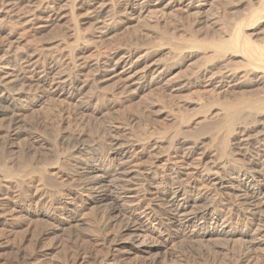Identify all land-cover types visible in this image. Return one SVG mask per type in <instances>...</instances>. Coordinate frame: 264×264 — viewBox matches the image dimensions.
I'll list each match as a JSON object with an SVG mask.
<instances>
[{
    "label": "rangeland",
    "instance_id": "1",
    "mask_svg": "<svg viewBox=\"0 0 264 264\" xmlns=\"http://www.w3.org/2000/svg\"><path fill=\"white\" fill-rule=\"evenodd\" d=\"M37 1L0 0V76L11 86V93L21 92L16 100L24 104L18 115L20 122L14 123L12 113L2 111L12 99L0 102V180L4 176L13 182L32 179L39 167H48L51 178L37 176L39 185L31 189L29 197L22 198L19 191H14L19 196L13 201L11 195L13 207L32 202L35 208L31 213H18L16 218L6 214L0 217V264H98L99 256L107 249L103 244L106 232L110 238L117 235L123 240L122 250L131 264H263L264 238L252 234L243 218L232 224L231 228L237 231L235 236L221 234L220 226L207 224L205 236L189 237L176 227L167 230L140 215L146 219L142 239L145 243L138 245L130 243L128 234H118L125 219L117 221L116 227L103 228L104 202H96L78 189L73 192L81 198L79 211L64 218L55 207L60 197L56 182L73 174L65 169L67 166H58L59 155L72 165L87 155L79 150L75 157H67L63 153L70 151L72 144L62 143L61 138L79 135L87 146L108 133L119 135L136 156L124 182L113 184L108 191L120 207L136 204L143 194L155 203L161 202L156 193L166 187L167 180L159 177L141 189L138 179L146 168L157 165L161 171L173 161L185 183L205 192L208 200L222 199L217 207H232L234 196L216 189L221 176L229 185L255 183L258 179L237 177L234 167L247 159L242 153L229 150L227 141L233 135L228 132L226 120L237 116L239 123L252 125L256 112L246 102L264 98V84L256 81L255 74L245 71L255 69L261 73L264 67L262 63L255 67L238 46L223 50L215 43L231 41L244 23L251 48H264V0H164L148 10L126 13L119 10L123 0H103L108 1L101 15L104 23L98 25L94 12L90 13L92 0ZM77 3L85 5L77 7ZM35 11L39 14L37 19ZM76 21L78 32L73 26ZM60 50L72 51L71 60L67 61L69 68L76 63L83 67L79 79L85 86L74 99L63 95L42 97L21 70L22 56L27 53L33 51L46 57L55 56ZM122 55H128L126 64L122 63L115 72L99 73L94 69L98 58L117 59ZM57 68L62 70L64 66ZM204 68L223 76L220 89L205 81L184 85ZM231 72L235 75L230 76ZM80 100L93 107L78 110L76 104ZM16 127L18 135H14ZM182 138L203 142L204 151L180 152L168 158L167 146ZM221 159H230L221 175L209 170L212 160ZM34 193L38 197L33 198ZM156 207L160 214L164 213L165 205ZM258 216L264 220V207ZM244 230L250 233L245 235ZM170 233L173 235L169 237ZM254 239L259 242L252 243Z\"/></svg>",
    "mask_w": 264,
    "mask_h": 264
},
{
    "label": "bare ground",
    "instance_id": "2",
    "mask_svg": "<svg viewBox=\"0 0 264 264\" xmlns=\"http://www.w3.org/2000/svg\"><path fill=\"white\" fill-rule=\"evenodd\" d=\"M39 1L40 0H38L37 2ZM163 1L164 0H123L121 1L122 3L120 2H116V3L118 4L120 3L119 10L122 11L121 13L124 12L126 13V12H136L137 10H142V11L148 10V8L151 7L152 5L155 6L160 5ZM106 2H103V0H92L90 2L91 4H89L93 8V10L90 13L94 12L97 25L101 24L102 21L104 23V20L101 19V15L102 12L106 10ZM113 4L112 6H114ZM82 5L85 4L81 3V5H79L77 3L76 6L81 7ZM33 15H34V19L35 18L37 19V17H39L37 11L33 12ZM71 16L73 18L75 17L73 11L71 12ZM64 17H67V15H65ZM73 26H75L77 31L79 26V21H76V23ZM243 27H244V23L240 25V28L238 29L234 38L231 41L222 40L215 43L216 46L223 50L233 48L234 46H238L241 49V51H243L246 55H248L249 61L251 63L254 64L262 63L263 64L262 66L264 67V48H257L256 50H253V48H251L250 40L249 41L247 40ZM76 35H74V37ZM10 49L12 50V48ZM61 50L60 53L55 56L42 57L40 54L35 53L33 51L32 53H27L25 56H22L23 58L22 67H21L22 73L24 74V77H27V79H29L30 82L34 83L33 85L36 86V88L38 89L37 91L40 93L42 97L63 95L68 98L74 99L81 94L82 89L85 86L84 82L79 79L80 78L79 74L82 72L83 67L76 65L77 64L76 63L69 68L70 62L67 61L68 59L71 60L72 49L70 50L71 55L70 53L67 52H61ZM74 57L75 55L73 54L72 58ZM127 57L128 55L127 56L122 55L117 59H115L114 56H107V57L103 56L97 59V61L95 62L94 69H96V71L99 73L115 72L122 63L126 64ZM75 61H73V63ZM59 66H64V69L58 70L57 67ZM255 67H260V66L256 64ZM211 71H208L206 70V68H204L194 77L188 79L187 82L184 83V85L192 86L195 85L196 83H200L201 81H205L206 83H208V85H213L216 88L220 89L223 86V82H224L223 76L217 75L219 73L218 71L216 74H215L216 71L215 72H211ZM245 72L247 74L248 73L253 75L255 74L256 81L261 85L264 84V71H262L261 73H256L257 70L248 69ZM233 74L234 73L231 72L229 75L233 76ZM3 77L4 76H0V102H5V101L7 102L10 99H12V101L10 102V104L4 107L2 106L3 107L2 111H5L6 113H12L13 122L19 123L20 120L18 118V115L19 112L22 110V108H24V104L18 103L16 99L21 95V92L11 93L10 92L11 86L3 80ZM246 104L249 105L256 112V115H254L253 112L254 120L250 119L251 122L252 121L254 122L252 123V125H249L251 123L246 121L239 123V117L237 116L228 118L226 120L228 124V132H232L233 136L232 138H230L229 142L227 141V144L229 150H231L233 153H242L243 157L247 159L246 162H243L241 160L242 162L238 163L240 165L234 167L237 173V177L250 178L252 181H255L256 179L258 180L257 182L255 183L252 182L250 184L229 185L228 183H226L224 176H221L220 181L217 182V185H215L217 186L216 189H219L221 191L222 189H224V191L226 190L225 193L229 194V196L230 194L231 196L232 195L234 196V197L232 196L233 199L230 201L232 207H217V203L222 199L219 198V200H217V198L212 197L211 200H208L206 199L205 192L199 191L200 189L197 190V187L195 188V186L185 183L184 179L181 177V171L178 167V164L175 161H173V164L164 166L163 170L161 171L158 170L157 165H153L152 167L146 168L145 172L143 173V177L138 179V181H140L141 189H144L147 184L153 182L154 179H157L159 177H162L164 180H167L165 181L167 184L166 187L165 188L163 187L164 188L163 190L160 191L158 190L156 193V197L161 202L159 203L156 202L157 203L156 204L155 202L152 201L153 199L152 200L147 199L146 198L147 195L143 194L142 198L139 199L137 198L138 201L136 204L134 203L132 205L130 204L131 206L129 205L127 207H120L116 200H113L114 202L112 201V198L110 197L111 195L108 194V191L110 190V188H112L111 186L113 184H116L118 182H124L123 179L125 178V176L131 173L129 167L131 166L130 164L134 161V157L136 158V156L135 153H133V151L129 149L128 146L129 144H127V142L124 143L119 135L108 133L103 137H101V139H96V138L93 139L94 141L93 142L91 141L90 145L87 146L84 140L82 139V137L79 135H71V137L64 136L61 138L62 143L68 142L69 144H72L70 151L65 150L66 152L64 151L65 153H63L64 155L66 154L67 157L69 156L75 157L76 152L79 150L85 151L87 155L85 158H83L82 156L80 158L78 155L79 158H77V161L75 162L74 165L70 163H66L63 159V157L65 156L59 155L60 157H58L56 161L58 166H61L62 164L67 166V167L64 166L65 169L67 168L69 172L70 170L73 171L72 172L73 174L71 173H70L71 175L67 174V177L63 176L65 178L56 182L57 183L56 191L60 196L56 202L57 205L55 207L56 213L61 216H64V218L65 217L67 218L68 216H71L72 212L79 211L80 209L79 203L81 201V198L80 195L73 192V190L78 189L81 191V194L86 193L96 202H100L102 204L104 202L105 207L101 206V211L104 212L105 217L103 215L102 216L104 217V220L106 219L105 221L106 223L105 224L103 223L105 226L102 225L103 228L111 227V226L116 227L114 225L117 221H119L120 219L126 220L122 227L119 226L121 229L119 228L118 230H120V232L117 233L120 235L128 234L130 243L132 244L141 245L142 242L145 243L144 241H142V239H144L145 237L143 228L146 226L145 223L146 219L152 220L156 222V224L165 226L167 230L176 227L184 231L185 234H188L189 237L190 236L196 237L198 235L205 236L207 224H210L215 228L217 226H220V228H218L219 233L232 237L235 236L237 233L235 229L231 228L232 224L243 218L247 221L246 222L247 227L252 228L253 231L252 234L255 235L261 234V236H263L262 238H264V223H263L264 220L260 218L261 217L260 215H259L260 217L258 216V212L261 210L262 207H264V98H261V100L257 102L247 101ZM90 105L88 104V101L85 102L84 100L83 101L80 100V102L76 104L77 109L82 111L90 108L89 107ZM9 126H11L10 123ZM9 132L11 133V131H8V134ZM18 133L19 130L17 128V130H15L14 132V135H18ZM132 145L133 144H131L130 146L133 148ZM203 145H204L203 142H199V141L192 142L190 140L182 138L172 142L169 146H167L165 151L167 157L171 159V156H173V154H179L180 152L186 154L196 153L203 148ZM109 151L110 152L112 151V153H109ZM222 152H223L222 154H224L226 150ZM229 161L230 159H226V160L221 159L219 161L212 160L211 166H209L208 164L209 170L221 175L222 174L221 171L225 169L227 166H229L228 165ZM131 167L133 168V165ZM47 168L39 167L35 169V171L38 172V174L35 175L32 179L20 178L19 181L16 180V182L15 181L13 182L10 179H7V176L2 177V180H0V217L6 214L7 217L8 215H10L12 218H16L18 217V213H22V212L31 213L33 211L35 207H33L32 202H30V204L27 205L24 202L22 203L18 202L19 204H15L13 207L11 204L12 197H14L13 199L14 201L15 197H17L16 195H18V194L14 195L13 192L19 191V194L20 196H22V198L23 196L29 197L28 195L32 194L30 192L31 189L39 185L38 182L39 180L37 179V176L38 177L43 176L44 178L49 175L51 176ZM59 171L60 169H58L56 173H58ZM154 187H156V185ZM15 188H18V190H14ZM183 188L184 190L182 191ZM228 189H231L232 191H227ZM101 190H103L104 192L100 193ZM36 196H37L36 193L32 195L33 198H36ZM52 196L55 195L53 194ZM168 196L171 197L168 199ZM81 197L83 198V196ZM159 204L161 205L163 204V206L165 205V207H163L164 208L163 214H160L157 210L156 206ZM140 215L146 217V219L143 220L142 218H140L141 217ZM21 216L22 215H20L19 217L21 218ZM23 217L24 216H22V218ZM117 233H115V235ZM243 233L245 235H248L250 232L244 230ZM171 234L172 233H170L169 237L171 236ZM118 238L119 236L117 237V235L112 236V238H110L107 232L103 235V240L105 242L103 244H106L105 246H107L106 247L107 249L103 254L100 253L101 256H99L98 264H131L129 260L126 261V257L124 254L126 251L124 252L122 250L123 240ZM126 238L124 239L127 240ZM258 242L259 241L255 239L252 241V243L254 244H257ZM132 264H138V263H132ZM153 264H157V263H153Z\"/></svg>",
    "mask_w": 264,
    "mask_h": 264
}]
</instances>
